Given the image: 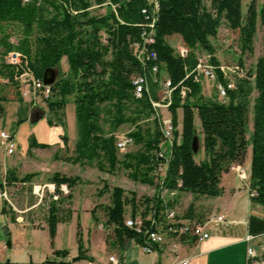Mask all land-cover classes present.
Here are the masks:
<instances>
[{"label":"trees","instance_id":"obj_1","mask_svg":"<svg viewBox=\"0 0 264 264\" xmlns=\"http://www.w3.org/2000/svg\"><path fill=\"white\" fill-rule=\"evenodd\" d=\"M106 2L112 3L114 10L102 16L90 15L93 4ZM157 5L154 40L148 47L156 56L151 58V54H144L141 62L134 56L131 44L140 40L151 20V4L147 0H0V115L1 102L9 100L6 88L11 84L18 86L17 76L29 71L35 78L43 80L45 70L58 67L65 57L67 73L56 77L50 85V95L43 100L54 121L62 124L65 103L69 96L73 98L77 139L72 161L88 164L97 161L100 169L104 163L109 171L121 162L131 169L129 177L142 184L176 193L216 197L222 193V174L228 172L233 164L242 165L245 160L249 94L254 88L257 95L252 106L249 189L255 191L250 196L251 202L264 206V49L255 68L241 73V76L250 78L238 81L236 88L229 92L228 103H221L217 97H203L201 84L188 74L196 64L195 51L198 48L209 54L214 52L210 38L217 35L222 22L228 28L238 30L242 48L250 49L257 21L264 27V0L259 4L251 0L245 13L241 9V0H157ZM144 9L145 13L142 12ZM101 31L105 33L104 42L100 37ZM172 35L180 36L188 50L185 56L177 54L168 43L167 38ZM10 52L19 54V63L8 62ZM212 62L217 63L214 58ZM153 65L159 67L158 76L164 71L174 87L168 107L173 139L161 179L151 174L162 162L158 157V144L164 139L160 120L153 118L152 134L136 124L142 116L154 113L149 100L158 99V85L151 75ZM137 74H146L149 96L146 93L134 96L131 78ZM181 91H184V97H181ZM178 109L182 111L180 131L177 130ZM102 113L108 117L107 131L100 124ZM195 115L199 119L205 155L200 161L195 160L196 153L192 150L193 137H198ZM129 122L135 125L129 135L136 143H142L143 150L126 153L119 160L114 132ZM62 138L63 142L67 141V136ZM50 146L38 142L35 137L29 140V148ZM33 175L27 173L21 181H28ZM13 179L16 181L17 178ZM77 180V176L57 172L51 177L56 184L65 183L69 187H73ZM70 198L68 195L67 199ZM62 201H51L48 206L47 225L51 242L61 219L59 209ZM143 204L140 216L144 229L151 226L146 219L148 214L152 213L157 218L165 206H173L172 200L164 201L159 192L142 199L137 198L134 192L128 196L120 186L111 188L109 204L100 206L103 225L111 229L106 236L108 244L123 249L129 241L144 243L143 232L124 224L127 206L134 218L136 209ZM96 207L91 210L95 220ZM192 211L190 204L184 217L191 218ZM247 232L253 236L264 234V219L249 215ZM79 234L78 255L71 261L91 259L84 254ZM179 240L195 241L186 235H181ZM54 253L66 256L68 252L56 250ZM46 262L50 260L40 264Z\"/></svg>","mask_w":264,"mask_h":264},{"label":"crops","instance_id":"obj_2","mask_svg":"<svg viewBox=\"0 0 264 264\" xmlns=\"http://www.w3.org/2000/svg\"><path fill=\"white\" fill-rule=\"evenodd\" d=\"M61 61L64 64L63 69L68 68L66 58L63 57ZM23 98H29L33 103L37 100V96H34L33 99L28 96ZM177 113L180 131L181 109ZM31 114L32 120L36 121L43 112L32 107ZM196 131L201 136L198 140L200 143L198 150H200L203 149L202 134L200 129H196ZM65 132L61 123L53 121L49 126V136L46 142L48 144L57 143L60 135L67 136ZM54 134L56 135L55 138L53 137ZM36 140L40 142L37 138ZM0 146V180L6 178L8 171L19 177L17 173L21 169V159L7 160L9 155L6 154L5 148L1 144ZM35 149L38 150L39 148ZM204 157L203 152V156L198 161ZM250 164L251 151L247 146L242 165L248 174L250 173ZM230 169L232 170V168ZM231 170L222 174L220 179L222 193L216 197L195 196L188 192L171 194L170 190L162 189L160 193L162 198L163 192H166L172 197L174 196L173 198L179 202L182 200L180 204L183 201L193 204L195 201L198 204L203 203L206 207L204 211L206 218L211 215H222L225 220L220 223H212L211 230H208L209 237L203 241L182 242L178 238L165 236L164 242L155 245L154 251L150 253L144 252L142 247L134 241H129L123 249L118 248L117 245L108 244L106 236L110 232L109 228L104 227L102 223L104 221V216H101L103 212L100 213L99 208L96 207L95 216L97 220L91 214V210L99 202L83 196L81 193H72L65 205V215L62 214L60 205L59 216L61 219L56 225L52 242L47 225L48 205H46L45 200L30 205L23 204L22 206H17L12 202V206L0 198V264H40L46 259L50 262L44 264H174L183 258H189L188 264H245L247 219L249 215L256 214L254 208L258 205L251 202L248 188ZM18 185L20 183L12 181L5 186L8 196L15 199L22 197L19 194ZM79 207L87 215L83 222H79V216H75ZM196 208L195 203V211H197ZM33 210L36 213L41 210L42 217L35 218L30 214ZM78 232L85 250L84 254L90 256L91 259L82 258L71 261L73 257L78 255ZM7 238L9 243H7ZM260 249L264 250L263 247ZM56 250H66L68 253L66 256L56 255L54 253ZM256 250L258 249L256 248ZM110 256H113L115 260L111 261Z\"/></svg>","mask_w":264,"mask_h":264},{"label":"rangeland","instance_id":"obj_3","mask_svg":"<svg viewBox=\"0 0 264 264\" xmlns=\"http://www.w3.org/2000/svg\"><path fill=\"white\" fill-rule=\"evenodd\" d=\"M93 2V0H91ZM251 0H241V9L242 12L245 13L246 6ZM257 4L261 2V0H256ZM114 5L110 2H106V4H93L90 8V15L92 16H102L106 12L112 9ZM100 37L104 42L105 33L100 32ZM167 41L171 46L174 48L175 52L177 53V49L182 45V41L179 35H172L167 38ZM211 43L213 44L214 52L212 54L207 53L202 49H197L195 51L196 60H202L203 62H212V58L219 64H223L225 70H233L236 72H232V79H238L241 76V73H244L248 70H253L255 68V64L257 59L262 55L264 49V27L260 24L259 20L257 21L256 31L252 38L251 48L243 49L238 30L230 29L227 25L222 22L221 26L218 29L217 35L214 38H210ZM242 62V63H239ZM67 64V63H66ZM239 64H242L240 67ZM64 64L60 61L58 66V76L65 75L68 71V68L63 69ZM57 76V77H58ZM244 76V75H242ZM166 77L164 71L160 72L159 79L162 81ZM250 83L252 84L253 81L251 80ZM201 84V94L205 98H213L217 97L215 93V89L213 87V83L210 80L202 79L200 81ZM158 88L156 94L161 97L162 94V84L157 83ZM29 89V88H28ZM25 90V87L18 83V86H14L13 84L8 85L6 88L7 97L9 100L2 102V115L0 117V131H4L9 133L13 136V141L15 144V149L12 154H7V160L12 159H21L20 165L21 169L17 175L19 177L14 176V173L11 171L7 172V178H4L5 185L11 183L15 178L16 182L20 183L19 186V194L22 196L20 198H14L8 196L11 202L16 204L17 206H22L23 204L30 205L37 202V197L33 195L32 188L33 185L37 184H46L51 183V177L54 173H60L66 176H77L78 180L74 184L73 187H68V194H63L60 196L59 200L62 199L61 208L62 214L65 215L66 208L65 205L68 202V195H72L73 192L81 193L83 196H87L89 198L94 199V201L99 202L98 208L99 212L101 213L103 204H109L110 202V190L114 186H120L123 188L130 196V192H134L137 198H149L162 192L160 189L154 185H146L142 184L138 181H134L129 177L131 169L126 168L123 166L121 162H119L116 167L109 171L107 165L103 163V169L99 168L97 161H94L92 164L86 163H79L72 161L74 157V146L77 139V131H76V119H75V107L73 103V98L71 96L68 97V100L65 103L64 107V115L62 120V126L66 131L67 141L63 142V138L60 135L59 141L57 143H52L50 147L41 149L39 148L36 150L35 148H29V140L32 137L37 138L42 143H47V137L49 136V126L51 125L50 121H54V116L48 110L43 97L40 96L36 92L34 94L37 96V100L35 103L31 102L29 98H23L22 91ZM257 92L254 88H252L249 94V103H248V116H247V130L246 135L248 138V147L251 151V131H252V106L254 102V98L256 97ZM20 98V99H19ZM131 106V105H130ZM32 107L38 108L40 111L43 112L42 116L33 121L31 109ZM102 107H104L102 105ZM179 110V109H178ZM177 110V112H178ZM128 113V111H127ZM157 113L160 116L169 117L171 118L170 111L164 107H158ZM178 115V113H177ZM101 121L100 124L105 131L108 130V120L106 114L102 113L100 115ZM178 118V117H177ZM137 125H139L143 130L149 131V133H153L154 131V122L152 118V114L149 116H142L140 119L137 120ZM194 125L196 129H200L199 119L197 115L194 118ZM135 129V125L132 123H124L120 125L117 130L114 132L115 140L116 135L120 134H129L131 131ZM179 130V125L177 127ZM145 131V132H146ZM55 134L53 137L55 138ZM198 137L199 136L198 134ZM200 139V138H199ZM1 141V140H0ZM164 140H162L159 144H162ZM158 144V145H159ZM115 145V142H114ZM200 143L198 141V148ZM1 148V146H0ZM143 150L142 143H136L134 141L133 145L130 146L126 152L117 151V155L119 160L123 159V155L129 152H136V151ZM6 151V150H5ZM203 156V149H200L195 154V160L198 161ZM23 158V159H22ZM243 165H234V167H242ZM233 168V166L231 167ZM155 170V169H154ZM154 170H152L151 174H154ZM231 170V169H230ZM232 171V170H231ZM33 173L34 175L28 181H21V178L27 174ZM157 179V178H156ZM0 180V185H1ZM27 182V183H26ZM103 188L105 191L100 193V190ZM159 189V190H158ZM164 200L171 201L173 200L172 208L176 211L180 218L184 217V214L187 210V207L192 204L193 211L191 213V218L196 221H201L202 223H206L205 214V205L203 203H196V210L194 209V204L189 202H184L180 204L182 201H178L174 199L171 195L166 192L162 194ZM55 201V200H51ZM50 201V202H51ZM104 202V203H103ZM185 203V204H184ZM189 203V204H188ZM176 204V205H175ZM144 210V204L139 205L136 209V216H140ZM34 211V210H33ZM31 211L35 218L42 217V212L39 210V213L35 211ZM216 211V210H215ZM41 212V213H40ZM98 213V211H97ZM131 208L127 206L126 208V216H130ZM255 215L264 219V206L258 205V207L254 208ZM75 216H79V222H83L87 215H85V211L78 208V212ZM103 216V215H101ZM90 221V219H88ZM78 221V218H76ZM77 223V222H75ZM104 223V221H102ZM212 223H209L207 226V230H211ZM105 227V225H104ZM111 233V229H108ZM179 239V238H178ZM252 244L258 251H264L260 248H264V234L255 236L252 241ZM260 249V250H259Z\"/></svg>","mask_w":264,"mask_h":264},{"label":"built area","instance_id":"obj_4","mask_svg":"<svg viewBox=\"0 0 264 264\" xmlns=\"http://www.w3.org/2000/svg\"><path fill=\"white\" fill-rule=\"evenodd\" d=\"M151 4V20L146 24L147 29L141 33L139 41L133 42L131 44L134 56L139 60L143 61L144 54H151V58H155V53L148 50L149 45L154 40V26L156 20L157 12V0H147ZM106 3H104L105 5ZM114 10V7H112ZM142 12H146L145 9ZM188 53L187 48L183 45L177 49V54L180 56H185ZM8 62L12 64L19 63V54L17 52H10L7 55ZM233 70H225L223 64L203 62L197 59L195 66L188 72L192 76L193 80L199 82L202 79L210 80L213 83L217 99L221 103H228L229 92L236 88L238 81L249 79L250 77L239 76V79H232ZM158 65H153L151 67V75L156 83H161L162 94L159 99L154 100L150 98L151 106L154 110L152 118L157 117L160 120L163 140L162 144H159L158 157L162 158V162L155 168L154 175L157 179H161L166 171V161L169 156V151L172 146L173 139V124L172 119L169 117L160 116L157 113L158 107H164L168 109L171 103V96L173 86L170 80L165 77L160 81ZM146 74H137L131 78L133 86V94L135 97H140L143 93L149 96L150 90L149 86L146 85ZM18 83L25 87L22 91L23 97H30L33 99L36 94H40L43 98H47L50 95V85L44 84L43 80L35 78L33 74L29 71H24L19 76L15 78ZM29 88V89H28ZM181 97H184V91H181ZM0 144L5 148L7 154H12L15 149V144L13 141V136L4 131L0 132ZM134 143L133 138L129 134L116 135L115 148L118 151L126 152L127 149ZM232 171L236 176L243 182V184L248 188L249 196H253L255 191L249 189V174L247 173L244 166L234 167ZM4 180L1 181L0 185V198L13 206V203L8 197V192L5 188ZM69 190L67 184L61 183L56 184L55 182L46 184L33 185L32 193L37 197L38 202L45 200L46 205L49 206L51 200H59L60 196L63 194H68ZM173 194L175 191H170ZM165 201V200H164ZM146 219L151 223L149 229H144L142 226L141 216H131L126 217L124 224L133 228L138 232H143L145 241L143 244H139L144 252L150 253L154 251V246L164 242L165 236H171L175 238H180L181 235H186L189 238L194 239L196 242L203 241L209 237V232L207 226L209 223H220L224 221L222 215H211L206 223H199L198 227H190L191 218H180L176 211L170 207L165 206L159 214V217H153L152 213L146 216ZM255 236L247 234L245 241L247 242L246 253H245V264H264V251H258L253 246L252 241ZM111 261H114V257L110 256ZM189 258H183L174 262V264H188Z\"/></svg>","mask_w":264,"mask_h":264},{"label":"water","instance_id":"obj_5","mask_svg":"<svg viewBox=\"0 0 264 264\" xmlns=\"http://www.w3.org/2000/svg\"><path fill=\"white\" fill-rule=\"evenodd\" d=\"M58 76V67L47 68L43 75V82L46 85H51L56 77ZM192 150L194 153L198 151V137L194 136L192 140ZM7 243H9V239L7 238Z\"/></svg>","mask_w":264,"mask_h":264},{"label":"bare ground","instance_id":"obj_6","mask_svg":"<svg viewBox=\"0 0 264 264\" xmlns=\"http://www.w3.org/2000/svg\"><path fill=\"white\" fill-rule=\"evenodd\" d=\"M199 223H202V222L199 221ZM190 227H198V221H196V220L190 221Z\"/></svg>","mask_w":264,"mask_h":264}]
</instances>
